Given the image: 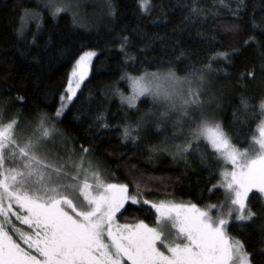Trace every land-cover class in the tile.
<instances>
[{
	"label": "trees",
	"instance_id": "trees-1",
	"mask_svg": "<svg viewBox=\"0 0 264 264\" xmlns=\"http://www.w3.org/2000/svg\"><path fill=\"white\" fill-rule=\"evenodd\" d=\"M45 1L0 0V120H16L24 136L43 121L55 129L45 142L50 154L83 157L102 179L127 184L149 201L126 205L116 217L120 225L155 226L151 205L168 198L198 207L221 204L224 164L206 142L188 138L192 124L179 129L150 98L129 107L117 93L128 92L126 76L169 71L202 77L215 119L236 148L249 150L263 118L264 0H149L147 13L140 0H63L55 2L71 8L55 16ZM87 51L96 53L90 75L61 108L74 66ZM181 144L187 151L178 158L172 151ZM248 207L252 219L232 222L228 234L243 244L251 264H264L261 194L253 192Z\"/></svg>",
	"mask_w": 264,
	"mask_h": 264
},
{
	"label": "snow or ice",
	"instance_id": "snow-or-ice-1",
	"mask_svg": "<svg viewBox=\"0 0 264 264\" xmlns=\"http://www.w3.org/2000/svg\"><path fill=\"white\" fill-rule=\"evenodd\" d=\"M148 5L149 0H140L142 12H148ZM253 27H259L255 21ZM94 56L93 51L80 56L61 108L76 96ZM180 85L174 73L130 77L133 95L126 99L131 107L140 97L168 101L172 109L177 101L182 108L198 103L195 94L190 89L186 94ZM261 109L264 114V104ZM16 124L0 120V264H250L243 244L229 236L228 225L233 214L236 221L252 219L249 194L264 193V121L247 151L236 148L219 124L197 126L193 136L205 140L217 159L232 167L221 173L219 185L228 206L213 217L196 205L152 204L161 221L169 222L170 236L143 222L118 224L117 214L122 215L126 205L149 201L138 200L139 193H130L127 184L105 181L83 157L74 161L50 154L45 142L55 129L43 121L30 136L21 135ZM14 221L31 231H22Z\"/></svg>",
	"mask_w": 264,
	"mask_h": 264
},
{
	"label": "rangeland",
	"instance_id": "rangeland-1",
	"mask_svg": "<svg viewBox=\"0 0 264 264\" xmlns=\"http://www.w3.org/2000/svg\"><path fill=\"white\" fill-rule=\"evenodd\" d=\"M55 1H63V0H46L45 2L47 3V5L53 11H56L57 8L63 9L62 11L59 12V14L60 13H63L67 9H68V11L70 10L71 7L68 5V3H62V2H60V4H58ZM94 58H95V56L92 57V59L90 61V71L87 74V78L90 75L91 67H92V63H93ZM75 66H76V64H75ZM75 66H74V68H75ZM168 73H173V72L164 71V72L146 73V74H143V75H140V76H126V82H127L128 92L127 93L118 92L117 94H118L119 100L123 104L131 107L129 105L128 99H126V98H129V97H131L133 95L132 90H131V88L129 86V78L130 77L131 78H137V79L140 78V77H145V79H147L148 78V74H156L157 76L165 77ZM175 76L181 82V85L180 86L184 89V91H185L186 94L189 91V89L191 90L192 93L195 94V96L193 98H198V103L189 104V105H186V106H184L182 108L180 106V104H179V101H177L176 102L177 103L176 108L175 109H172L170 107V104H169L168 101H165V100H162V99H153L152 97H148V98H150L152 101L158 103L159 105H161L164 108V111L162 112V117L163 118H168V119L174 121L176 127L178 126L177 128L182 127V125L184 123H186V122L189 121L192 124V126L187 131L188 138L190 140H192V141H197L199 139H196L193 136V131L197 128V126H199L201 124H204V123H207L209 125H216V124H219L220 125L219 121H217L215 119L216 116L213 115V112L210 111V109H209L210 103H211V99L206 94V93H208L207 91H208V88H209V81H207L206 79H203L202 77H191V78H184L183 77L182 78V77H179L176 74H175ZM67 98H68V96H67ZM142 98H144V97H140V98H138V99H136L134 101L135 106L137 105L138 101L140 99H142ZM262 121H264V114H263ZM260 125H261V123L259 124V126ZM179 129H181V128H179ZM178 133L180 135H184V134H181L180 132H178ZM201 140H203V139H201ZM203 141L206 142L205 140H203ZM186 151H187V145L186 144L176 145L173 148L172 154L175 157H178L179 158ZM226 170L227 171H231L232 170V167L230 165L229 166H225L224 165V168H223V171L222 172H224ZM221 179H222V177L220 178V181H219L217 187H219L220 189H223L224 196H225L224 201L221 204L214 205V206H207V207H198V206H196L197 208H199V209H201L203 211H207L209 213V215H211L213 217H216L218 213L224 212L227 209V206H228V202H227V199H226L225 190H224L223 187H220L219 186L221 184ZM253 192H256L257 193L258 191L253 190ZM252 193L249 194V197H250V195ZM258 193L261 194V199L264 201V193H260V192H258ZM138 200H143V199H139L138 198ZM248 200H249V198H248ZM159 204H165V205H169V206L170 205H173V204H177V205L183 204V205H187V206H190L191 205V204H187V203H184V202H179V201H177L175 199H171V198H168V199H165L163 201H160V202L157 203V205H159ZM234 216H235V214H233V218H232L231 222L229 223V225L232 224V222H236V220L234 219ZM131 225H136V224H131ZM149 227L156 228L157 230L162 231L165 234V236H170L171 233H172V231H173L171 229V227H170L169 222H167V221H163L162 222L161 221L158 213H157L156 225L155 226H149ZM128 263L130 264V262H128ZM250 264H251V262H250Z\"/></svg>",
	"mask_w": 264,
	"mask_h": 264
}]
</instances>
